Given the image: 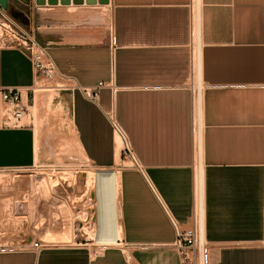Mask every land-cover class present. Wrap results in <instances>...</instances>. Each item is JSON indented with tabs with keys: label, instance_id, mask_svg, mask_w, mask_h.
I'll return each instance as SVG.
<instances>
[{
	"label": "crops",
	"instance_id": "crops-1",
	"mask_svg": "<svg viewBox=\"0 0 264 264\" xmlns=\"http://www.w3.org/2000/svg\"><path fill=\"white\" fill-rule=\"evenodd\" d=\"M18 1L48 10L47 24L31 28L13 16L68 87L55 91L45 119L35 114L37 125L28 111V122L4 126L0 105V169L34 167L49 132L63 140L65 157L72 142L74 159L119 168L122 236L98 252L82 242L17 247L0 251V264H179L173 221L181 230L199 225L207 264H264V0ZM108 6V30L72 21L76 11ZM40 79L27 54L0 47V90L25 99L33 91L37 108ZM99 83L95 103L82 89ZM111 105L136 165L122 157L105 113Z\"/></svg>",
	"mask_w": 264,
	"mask_h": 264
},
{
	"label": "rangeland",
	"instance_id": "rangeland-1",
	"mask_svg": "<svg viewBox=\"0 0 264 264\" xmlns=\"http://www.w3.org/2000/svg\"><path fill=\"white\" fill-rule=\"evenodd\" d=\"M8 14L20 15L24 25L30 28L33 21L36 26L38 22H41L40 25L47 24L48 10H29L27 2L14 1L11 12L8 11ZM71 18L73 22L91 19L93 23L104 25L108 30L111 26V7L84 8L71 14ZM42 29H46V26ZM66 86L68 84L59 75L51 73L41 77L35 91L37 93L38 90L49 87V90L58 92L59 89L67 88ZM31 104L30 101V114L39 116ZM47 110H49L48 107ZM28 121L27 115L23 122ZM34 124L37 125L36 115ZM52 135L54 136V131H51ZM44 139H46L45 145L46 143L50 145L51 150L42 153V157L38 159L34 167L0 169V177L10 179V183L0 182V236H3L2 233L6 234L7 238L4 241H13L17 247L30 243L32 240H41L48 246H76V243L82 242L90 243L94 251L98 252L106 245L98 244L89 237L90 233L96 231L98 213L95 187L87 186L86 183L87 171L96 167L83 159H74L78 157V150L72 142L70 149L72 158H68L70 156H64L68 149L65 148L61 138L50 137L49 132ZM39 174L49 178L46 190L35 178ZM71 220L76 243L56 244L49 241L51 236L44 232L47 227L50 230L53 229L52 232L59 233L62 229L68 230ZM196 228L198 229L197 225Z\"/></svg>",
	"mask_w": 264,
	"mask_h": 264
},
{
	"label": "built area",
	"instance_id": "built-area-1",
	"mask_svg": "<svg viewBox=\"0 0 264 264\" xmlns=\"http://www.w3.org/2000/svg\"><path fill=\"white\" fill-rule=\"evenodd\" d=\"M197 16L194 17L193 24L195 25ZM196 26V25H195ZM0 47L17 48L27 54L32 60L33 67L37 75L43 77L44 75L57 74L55 65L49 57L46 48L42 46L36 39L34 32L27 29L23 24L16 20L13 16L8 14L0 6ZM200 63V47L197 46L196 51V69H199ZM196 70V71H197ZM104 83H99L91 89H82L83 94L95 103H98L99 89L104 87ZM197 98L200 97L201 88L199 86H192ZM33 98V91L28 97L23 98L18 89H3L0 90V105L4 111L2 115V123L4 126H19L26 116L30 108V101ZM109 121L112 124L113 131L121 138L122 146L121 153L124 159L130 161L133 165L137 164L133 148L130 144L129 138L125 130L121 127L116 119L115 108L111 105L109 110L105 112ZM176 229L177 237L173 243L179 255V264H207L206 254L200 253L201 240L199 238V231L196 226H192L186 230H181L179 226L173 221ZM198 232V233H197ZM205 245V251L207 243ZM48 245L41 240H32L30 243L23 244L18 247L31 248L38 252ZM17 248L13 241L0 242V251H8Z\"/></svg>",
	"mask_w": 264,
	"mask_h": 264
},
{
	"label": "bare ground",
	"instance_id": "bare-ground-1",
	"mask_svg": "<svg viewBox=\"0 0 264 264\" xmlns=\"http://www.w3.org/2000/svg\"><path fill=\"white\" fill-rule=\"evenodd\" d=\"M196 70L197 69L195 66V72H196ZM199 87L202 88V83H201L200 79H199ZM37 93H39L38 99H40L41 102H40V105L37 108L35 107L34 109H36V111L39 115L38 116L39 120L45 119V117L47 116V114L49 112V110H47V107H48L47 105L50 104L55 91L49 90V87H48V89L38 90ZM195 99H197V98H195ZM199 99H200V97H199ZM199 104H200V101H199ZM34 105H36V103ZM44 107H46V108H44ZM196 110H197V105H196ZM56 120H58V119H56ZM42 140L43 141L38 143V144H40L39 152H38V158L41 157V154L43 153V151L45 152V151L51 150L50 145H48L47 143L45 145L44 137L42 138ZM118 141L122 145V141H121L120 137H118ZM42 146H45V149L43 151H42ZM35 178L37 179L38 184L46 190L47 189L46 186L48 184L49 178H46L40 174L36 175ZM36 179H35V181H36ZM86 179H87V181H86L87 186L93 185L95 187L96 200H97V213H98L96 231L94 233H90L89 237H91L95 242H97L98 244H101V245L114 244L122 236V225H121V221H120V210H119L120 209V207H119V205H120L119 170H117L116 167L92 168L89 171H87ZM1 181L2 182L6 181L7 183H10V179L5 178V177H0V182ZM33 185H34V183H33ZM70 217H72V216H70ZM60 224H61V222H60ZM58 227H59V225H58ZM197 227H198V231H199V238L201 240L200 253H201V255H203V252H205V250H204L205 245L204 244L207 243V241L206 242L203 241L199 225H197ZM72 228H73V223L71 220L68 230L61 228L62 230L59 233H57V232L55 233V232L51 231L53 229L50 230L49 227H47V229H45L44 232H45V234H49V236H51L49 241L54 242L56 244H58V243H60V244L61 243H63V244H67V243L74 244V243H76V236L73 233ZM54 231H57V230H54ZM58 231H59V229H58ZM45 236H47V235H45Z\"/></svg>",
	"mask_w": 264,
	"mask_h": 264
},
{
	"label": "water",
	"instance_id": "water-1",
	"mask_svg": "<svg viewBox=\"0 0 264 264\" xmlns=\"http://www.w3.org/2000/svg\"><path fill=\"white\" fill-rule=\"evenodd\" d=\"M72 1L74 4H82L84 0H35L37 5H45V4H50V5H55L58 4L59 2L62 4H69ZM87 4H95L97 0H85ZM99 3L106 4L108 3V0H98ZM0 6L4 9L7 10L8 8V0H0Z\"/></svg>",
	"mask_w": 264,
	"mask_h": 264
}]
</instances>
